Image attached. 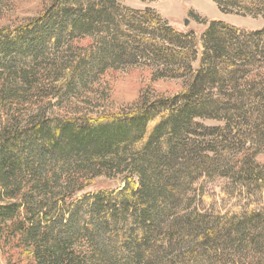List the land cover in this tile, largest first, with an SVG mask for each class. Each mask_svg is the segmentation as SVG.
Returning a JSON list of instances; mask_svg holds the SVG:
<instances>
[{"label":"trees","instance_id":"obj_1","mask_svg":"<svg viewBox=\"0 0 264 264\" xmlns=\"http://www.w3.org/2000/svg\"><path fill=\"white\" fill-rule=\"evenodd\" d=\"M12 1L0 0V19ZM42 1L37 15L0 26L6 264H264V206L209 215L191 187L214 175L264 186V27L210 21L193 69V33L153 8ZM212 1L264 19V0ZM137 59L181 89L124 112L79 109L90 82ZM116 177L117 189L80 193Z\"/></svg>","mask_w":264,"mask_h":264},{"label":"rangeland","instance_id":"obj_2","mask_svg":"<svg viewBox=\"0 0 264 264\" xmlns=\"http://www.w3.org/2000/svg\"><path fill=\"white\" fill-rule=\"evenodd\" d=\"M121 5L135 10L153 8L175 31L192 32L195 37L196 59L192 68L198 67L201 54V34L210 21H222L234 27L259 30L264 27L260 16L225 14L219 11L212 0H121ZM42 0H13L3 11L0 26H15L37 15L43 8ZM187 19V25L184 20ZM264 42V41H263ZM47 55H50L48 53ZM47 58L49 56H46ZM45 58V59H47ZM145 63V64H144ZM153 63L137 59L136 64L107 69L91 84L87 85L92 102L79 105L83 113L124 112L133 109L142 98H155L175 93L182 87V80L175 78L154 79ZM204 126H221L213 119H199ZM264 163V150L257 156ZM123 184L122 177L113 179L98 178L80 193L104 189H117ZM197 195L196 208L200 212L213 214H240L251 208L264 206V186H241L232 180L214 175L200 177L192 186ZM0 264H6V257L0 246Z\"/></svg>","mask_w":264,"mask_h":264},{"label":"water","instance_id":"obj_3","mask_svg":"<svg viewBox=\"0 0 264 264\" xmlns=\"http://www.w3.org/2000/svg\"><path fill=\"white\" fill-rule=\"evenodd\" d=\"M187 23H188V20L185 19V20H184V25H187Z\"/></svg>","mask_w":264,"mask_h":264}]
</instances>
